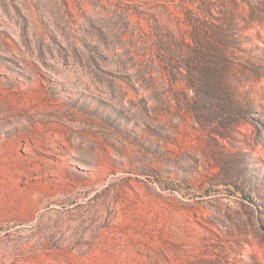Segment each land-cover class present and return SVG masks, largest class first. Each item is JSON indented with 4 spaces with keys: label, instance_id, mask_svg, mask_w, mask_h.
Instances as JSON below:
<instances>
[{
    "label": "rangeland",
    "instance_id": "obj_1",
    "mask_svg": "<svg viewBox=\"0 0 264 264\" xmlns=\"http://www.w3.org/2000/svg\"><path fill=\"white\" fill-rule=\"evenodd\" d=\"M0 264H264V0H0Z\"/></svg>",
    "mask_w": 264,
    "mask_h": 264
},
{
    "label": "bare ground",
    "instance_id": "obj_2",
    "mask_svg": "<svg viewBox=\"0 0 264 264\" xmlns=\"http://www.w3.org/2000/svg\"><path fill=\"white\" fill-rule=\"evenodd\" d=\"M39 143H42V142H39ZM52 170H53L52 165L47 164V163L42 161V163L39 162V164H37L36 168L30 169L26 174L27 175L34 174V175H36L38 177L50 178L49 174H51L50 172H52Z\"/></svg>",
    "mask_w": 264,
    "mask_h": 264
}]
</instances>
